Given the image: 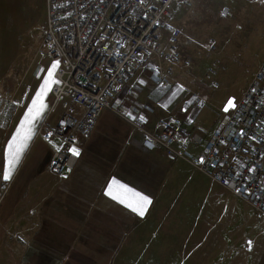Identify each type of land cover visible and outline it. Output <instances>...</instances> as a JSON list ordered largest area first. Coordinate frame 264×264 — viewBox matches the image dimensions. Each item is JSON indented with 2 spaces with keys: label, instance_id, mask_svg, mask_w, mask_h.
Returning a JSON list of instances; mask_svg holds the SVG:
<instances>
[{
  "label": "crops",
  "instance_id": "1",
  "mask_svg": "<svg viewBox=\"0 0 264 264\" xmlns=\"http://www.w3.org/2000/svg\"><path fill=\"white\" fill-rule=\"evenodd\" d=\"M45 15V0H0V85L20 47L36 40L40 33L37 23ZM184 63L171 66L175 82L163 88L147 82L136 100L151 106L162 102L164 113L180 117L188 135L204 136L216 127L220 112L215 108L211 118L200 115L204 107L212 106L208 97L210 103L193 120L187 118L181 102L188 95L184 90L177 91L181 85L189 86V77L184 79ZM48 67L31 79L26 107ZM142 75L146 79L148 72ZM51 100L50 92L48 107ZM24 111L17 115L12 133ZM155 119L156 113L145 131L151 130ZM143 136L144 131L125 118L103 110L76 163L64 170L62 180L48 170L58 142L38 146L30 172L0 212L1 232L8 219L18 231L21 215L29 217L30 203L37 204L32 218L35 230L28 240V248L37 255L22 262L264 264V215L195 169L184 155L171 154L162 145L145 149L141 145ZM188 149L198 152L192 144ZM4 151L1 143L2 169ZM113 178L150 197L152 203L143 217L105 195ZM4 184L0 177V206L5 197L1 192ZM43 185L47 186L44 190ZM23 202H27L26 211L21 209ZM249 240L251 250L246 243Z\"/></svg>",
  "mask_w": 264,
  "mask_h": 264
},
{
  "label": "built area",
  "instance_id": "2",
  "mask_svg": "<svg viewBox=\"0 0 264 264\" xmlns=\"http://www.w3.org/2000/svg\"><path fill=\"white\" fill-rule=\"evenodd\" d=\"M188 1L45 0V18L37 23L39 51L60 61L56 78L61 83L53 86L51 103L31 143L58 142L48 170L62 180L64 170L79 157L68 149L75 145L81 152L107 109L144 131L145 149L162 145L171 154L184 155L195 169L264 215V59L236 100L238 108L226 114L225 103L218 109L216 127L204 136L188 135L180 117L164 113L162 102L151 106L136 100L147 82L161 88L175 82L171 66L181 59L184 32L172 22L171 7ZM143 71L148 72L146 79ZM181 86L188 95L181 107L193 120L210 103L208 96L197 87ZM14 96L0 95V119L5 105L20 102ZM128 113L144 116L145 122ZM155 113L151 130L145 131ZM189 144L198 149L196 154ZM202 155L205 164L199 163ZM250 167L255 171L249 172Z\"/></svg>",
  "mask_w": 264,
  "mask_h": 264
},
{
  "label": "rangeland",
  "instance_id": "3",
  "mask_svg": "<svg viewBox=\"0 0 264 264\" xmlns=\"http://www.w3.org/2000/svg\"><path fill=\"white\" fill-rule=\"evenodd\" d=\"M171 10L172 22L184 32L179 43L180 63L185 62L186 65L184 79L189 77L190 87H197L202 93L208 94L212 106L204 107L200 115L211 118L214 109H220L229 97L238 100L264 59V3L261 0H189L185 4H174ZM40 42L39 33L36 40L27 43L26 47L21 46L14 57L11 70L5 72L1 80L0 95H15L20 101L4 106L5 115L0 119V124L3 123L0 125L3 127L0 128V144H4V150L12 134L11 127L30 98V84L33 83L31 79H35L42 73L41 69L52 63L50 58L39 51ZM164 44L162 41V45ZM55 119L56 115H52L50 121ZM42 143L46 144L38 139L30 144L11 181L4 182L1 192L5 193V197L1 202L0 212L19 188L22 179L30 172V161ZM2 173L3 169L0 168V177ZM41 188L44 190L47 186L43 185ZM35 205L37 204L34 202L30 203L29 210L32 214L29 217L21 215L18 231L12 228L11 220L8 219L10 217L3 220L8 219L3 224V232L0 227V264H28L22 260L37 255L28 248L29 237L35 230V220L32 219L36 216ZM21 209L28 210L27 202L21 203ZM113 264L131 263L121 260ZM162 264L189 263L176 261Z\"/></svg>",
  "mask_w": 264,
  "mask_h": 264
},
{
  "label": "snow or ice",
  "instance_id": "4",
  "mask_svg": "<svg viewBox=\"0 0 264 264\" xmlns=\"http://www.w3.org/2000/svg\"><path fill=\"white\" fill-rule=\"evenodd\" d=\"M261 3H264V0H261ZM59 65L60 61L58 59L54 60L49 65L48 69L44 73L41 83L38 85L35 93L32 95L29 105L25 108V111L20 118L16 129L11 134L5 145L4 166L2 173V180L4 182H9L13 178L24 153L30 146L31 141L36 134V130L48 110V93L53 90V86L59 85L61 83V81L56 78V73ZM141 83H144V81H141ZM177 91H183V86H180ZM172 95L175 96L176 92H173ZM237 108L238 105L236 103V98L229 97L222 110L226 114H228L230 111H234ZM185 111L187 110L185 109ZM128 115L129 118L133 120L139 119L141 122H145L144 116L137 117L132 113H128ZM241 135H245L243 130H241ZM48 136L51 137L52 133H48ZM184 142L186 143L187 141L185 140ZM221 142L223 143L224 141ZM68 151L72 155H79V150L75 145L70 147ZM199 163H207L203 155L200 157ZM248 171L253 172L255 171V169L250 167ZM225 182L227 183V181ZM239 190L240 189H237V191ZM105 195L109 196L116 202L120 203L121 205L141 217L145 215L147 207L152 203L149 196L136 191L135 189L130 188L127 185L119 183L115 178H113L107 185ZM246 243L249 250H251L252 241L249 240Z\"/></svg>",
  "mask_w": 264,
  "mask_h": 264
}]
</instances>
